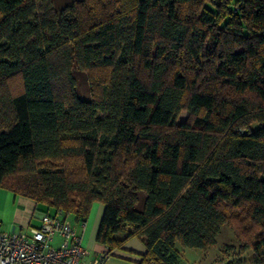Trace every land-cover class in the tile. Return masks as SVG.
Here are the masks:
<instances>
[{
  "label": "trees",
  "instance_id": "16d2710c",
  "mask_svg": "<svg viewBox=\"0 0 264 264\" xmlns=\"http://www.w3.org/2000/svg\"><path fill=\"white\" fill-rule=\"evenodd\" d=\"M0 186L74 221L100 201L138 264L225 224L264 264V0H0Z\"/></svg>",
  "mask_w": 264,
  "mask_h": 264
},
{
  "label": "built area",
  "instance_id": "2783aa9c",
  "mask_svg": "<svg viewBox=\"0 0 264 264\" xmlns=\"http://www.w3.org/2000/svg\"><path fill=\"white\" fill-rule=\"evenodd\" d=\"M1 225L0 220V264H104L109 256L107 251L88 259L80 234L60 210L42 214L40 225L25 231H6ZM57 236L60 241L54 245Z\"/></svg>",
  "mask_w": 264,
  "mask_h": 264
},
{
  "label": "crops",
  "instance_id": "0c3cea01",
  "mask_svg": "<svg viewBox=\"0 0 264 264\" xmlns=\"http://www.w3.org/2000/svg\"><path fill=\"white\" fill-rule=\"evenodd\" d=\"M45 206L48 210L49 207ZM39 207V203L31 198L14 195L9 191L3 194L0 190V220L2 229L15 232L20 230L25 231L30 226H39L42 214L47 213L43 207L41 210H39ZM103 208V203L95 201L91 204L89 213L84 219L74 221L72 215H68V219L74 230L82 238L83 246L90 252L88 259L100 256L108 251L107 247L99 243L95 238ZM51 213H53V209ZM55 240L59 242L60 237H55ZM145 251L143 241L140 238L132 237L127 239L121 247L109 251V256L104 264H138Z\"/></svg>",
  "mask_w": 264,
  "mask_h": 264
},
{
  "label": "rangeland",
  "instance_id": "374dc122",
  "mask_svg": "<svg viewBox=\"0 0 264 264\" xmlns=\"http://www.w3.org/2000/svg\"><path fill=\"white\" fill-rule=\"evenodd\" d=\"M66 1L67 0H53L56 6ZM78 82L79 95L81 97H87L88 86L80 76H78ZM186 116L187 112L182 111L177 121L184 120ZM0 190L3 194H6L8 191L11 192L3 186H0ZM39 206V210L43 207L47 213L52 212V209L48 208L47 210L43 203H39ZM58 243L59 242L56 240L53 242L54 245H58ZM175 249L179 253L176 264H253L252 251L240 249V243L236 240L232 228L227 224L221 227L219 234L216 236L215 243L205 250L184 247L178 241L175 242Z\"/></svg>",
  "mask_w": 264,
  "mask_h": 264
}]
</instances>
